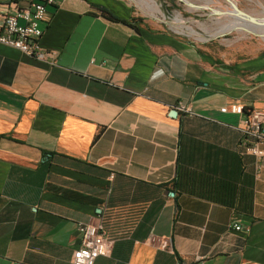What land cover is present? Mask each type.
Here are the masks:
<instances>
[{
  "label": "crops",
  "instance_id": "1",
  "mask_svg": "<svg viewBox=\"0 0 264 264\" xmlns=\"http://www.w3.org/2000/svg\"><path fill=\"white\" fill-rule=\"evenodd\" d=\"M37 1L0 0V17ZM142 4L47 6L54 64L0 43V264H72L77 222L97 218L113 243L93 264H264V157L241 144L264 55L214 60Z\"/></svg>",
  "mask_w": 264,
  "mask_h": 264
},
{
  "label": "rangeland",
  "instance_id": "2",
  "mask_svg": "<svg viewBox=\"0 0 264 264\" xmlns=\"http://www.w3.org/2000/svg\"><path fill=\"white\" fill-rule=\"evenodd\" d=\"M152 1V7L142 4L147 24L191 42L214 60L232 63L264 55V34L259 32L260 28L241 17L245 15L234 12L239 9L253 17H264V0H231L237 9L228 0ZM133 2L141 5V0ZM229 11L233 14L226 13ZM231 21L243 23L244 29H228L226 24Z\"/></svg>",
  "mask_w": 264,
  "mask_h": 264
},
{
  "label": "built area",
  "instance_id": "3",
  "mask_svg": "<svg viewBox=\"0 0 264 264\" xmlns=\"http://www.w3.org/2000/svg\"><path fill=\"white\" fill-rule=\"evenodd\" d=\"M57 0H40L31 3L29 7L19 8L15 12L0 17V43L11 46L21 52L54 64L55 52L43 48L39 39L42 30L39 23L46 19L47 6H53ZM184 112L191 110L183 104L178 106ZM222 112L244 114L245 107L237 102L223 105ZM264 113L259 110L248 112L241 128L243 152L261 159L264 157ZM235 230L241 227L233 225ZM76 229L80 234V244L72 255V264H93L99 256H106L111 250L113 240L106 236L100 218L88 222H77ZM147 241L161 249L170 248V239L151 234ZM195 264H204V258H199Z\"/></svg>",
  "mask_w": 264,
  "mask_h": 264
},
{
  "label": "bare ground",
  "instance_id": "4",
  "mask_svg": "<svg viewBox=\"0 0 264 264\" xmlns=\"http://www.w3.org/2000/svg\"><path fill=\"white\" fill-rule=\"evenodd\" d=\"M153 3H155V2H153ZM153 6H154V4H153ZM156 6V5H155ZM234 12H235V14L236 15H238V16H240V14L239 13H237L235 10H234ZM226 13H231V14H233V12L232 11H229V12H226ZM247 14V13H246ZM243 19H249V20H252L251 22L253 23V24H257V25H254V26H256V28H260L261 29V31H260V29H259V32H262L263 34H264V27H262L263 26V24H264V17H253V16H251V15H249V14H247V15H245V16H241ZM176 20H178V18L176 19ZM248 20V21H249ZM178 21H180V20H178ZM244 24L243 23H239V22H235V21H231V22H229L228 24H226V27L228 28V29H231V28H235V27H241L242 29H244Z\"/></svg>",
  "mask_w": 264,
  "mask_h": 264
},
{
  "label": "trees",
  "instance_id": "5",
  "mask_svg": "<svg viewBox=\"0 0 264 264\" xmlns=\"http://www.w3.org/2000/svg\"><path fill=\"white\" fill-rule=\"evenodd\" d=\"M102 11H103V14H105L110 19H113V20H116V21H122V22H124L126 24H129V25L135 27L136 29L138 28L137 25H136V23H135L136 22V19H133L132 18V19H130L128 21L120 20L117 17L113 16L111 13L107 12L106 10H102Z\"/></svg>",
  "mask_w": 264,
  "mask_h": 264
},
{
  "label": "water",
  "instance_id": "6",
  "mask_svg": "<svg viewBox=\"0 0 264 264\" xmlns=\"http://www.w3.org/2000/svg\"><path fill=\"white\" fill-rule=\"evenodd\" d=\"M229 1V3L231 4V6L233 7V8H235V9H237V6L231 1V0H228ZM216 12V11H215ZM237 13H239L240 15H247L245 12H243V11H241V10H239V9H237ZM173 113H175V114H177L178 112H177V110L174 108L173 109Z\"/></svg>",
  "mask_w": 264,
  "mask_h": 264
}]
</instances>
